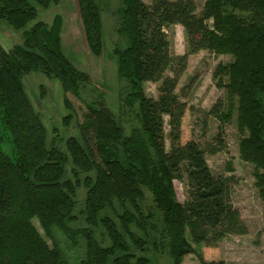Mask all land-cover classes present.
<instances>
[{
    "label": "trees",
    "instance_id": "trees-1",
    "mask_svg": "<svg viewBox=\"0 0 264 264\" xmlns=\"http://www.w3.org/2000/svg\"><path fill=\"white\" fill-rule=\"evenodd\" d=\"M60 2L0 0V21L20 31L37 18L33 3L48 9ZM76 2L86 47L99 57L101 6L97 0ZM173 25L184 30L187 53L182 56L170 54L165 29ZM115 31L125 43L113 51L123 82L118 115L99 93L87 103L79 136L65 139L63 150L56 136L48 142L22 83L32 72L58 79L67 110L63 124L70 123L67 95L79 97L90 77L64 54L60 18L50 25L34 22L23 30L21 44L8 51L0 45V264H69L55 245V231L72 245L83 240L78 264H157L159 255L183 264L185 256L196 253L193 246L215 248L227 235L247 233L227 199L226 180L214 177L206 163V150L194 141L180 143L186 106L175 93L177 80L187 57L201 50L232 57L213 73L227 103L218 100L209 114L227 122L236 103L239 157L254 166L264 201V0H205L199 14L195 0H152L149 5L121 0ZM174 64V75L163 78ZM158 81V97H147L144 83ZM127 116L136 122L128 132ZM5 142L9 154L2 150ZM174 180L186 183L184 203L176 198ZM80 189L85 226L73 228ZM196 256L200 264H226L206 261L202 252Z\"/></svg>",
    "mask_w": 264,
    "mask_h": 264
},
{
    "label": "rangeland",
    "instance_id": "rangeland-1",
    "mask_svg": "<svg viewBox=\"0 0 264 264\" xmlns=\"http://www.w3.org/2000/svg\"><path fill=\"white\" fill-rule=\"evenodd\" d=\"M102 11V53L99 57L93 56L87 49L76 0H61L56 6L43 9L33 3L37 18L26 25L23 30H28L36 21H42L48 25L55 17L61 20V45L62 50L70 62L78 70L90 77V85L79 97L67 95L72 106L73 118L66 126L63 118L67 115L64 107V93L58 79L47 78L41 73L32 72L24 76L22 83L24 90L30 99L32 106L40 116L41 122L46 128L47 140L50 142L54 136L57 138L56 145L63 150V142L70 136H79L78 126L83 123L87 112V103L102 93L107 108L115 115L119 112V101L123 91V82H120L116 71V57L114 48H123L124 41L116 34L117 10L121 6V0H97ZM173 1V0H171ZM146 5L152 0H143ZM205 0H195L196 11L199 14ZM23 30L12 29L6 22L0 21V45L6 51L14 45L21 44ZM170 44V54L174 57L187 53V42L184 30L180 25H173L165 29ZM232 61L229 55H216L208 50H201L187 57L186 66L177 80L175 93L179 100L186 106L182 121L180 143L194 141L202 149L206 150V163L216 178L225 179L227 182V199L230 205L236 209L246 226L247 233L244 235H227L215 248L193 246L196 253L202 252L206 261L222 260L226 264H264V201L259 197L255 186L254 166L239 157V141L241 138L237 129L235 111L236 103L231 118L227 122H221L209 111L213 105L221 100L225 105L226 90L216 87L213 73L218 64H228ZM174 64L168 68L163 78L174 75ZM225 81V80H224ZM161 81L146 82L143 85L147 97L156 99ZM42 87V88H40ZM43 91V92H42ZM167 117H164L166 146L168 147ZM126 132L131 126L136 125L131 116L123 118ZM221 131V132H220ZM220 132L221 145H218L216 136ZM221 147L213 153L207 149ZM4 153L9 154L11 146L2 144ZM176 198L180 203L187 200V186L185 181L174 180ZM84 192L78 190V203L76 207V223L73 228L84 227L80 210L83 206ZM33 224L37 231L52 247V240L46 238L39 223L34 219ZM55 245L61 251L69 264H78L84 256V243L78 239L76 245H72L62 233L55 231ZM196 253L188 254L183 259V264H200ZM157 264H170L167 256L157 257Z\"/></svg>",
    "mask_w": 264,
    "mask_h": 264
}]
</instances>
